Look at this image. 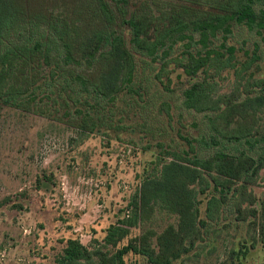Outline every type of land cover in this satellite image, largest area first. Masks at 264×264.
Segmentation results:
<instances>
[{
    "label": "trees",
    "instance_id": "trees-1",
    "mask_svg": "<svg viewBox=\"0 0 264 264\" xmlns=\"http://www.w3.org/2000/svg\"><path fill=\"white\" fill-rule=\"evenodd\" d=\"M238 27L262 42L240 49L243 60L229 44ZM176 52L187 77L182 105L205 114L208 130L201 139L181 136L187 150L160 143L165 156L144 171L124 217L92 248L68 239L56 264H126L129 254L147 264L181 263L205 243L210 223L232 211L238 221H259L264 243V195L250 194L264 179V0H0V104L85 138L125 131L133 118L150 123V85L139 65L159 64L157 78L169 90L161 75ZM232 70L233 93L216 95ZM220 140L233 149L218 148ZM157 214L175 223L158 231ZM133 229L141 234L130 238Z\"/></svg>",
    "mask_w": 264,
    "mask_h": 264
},
{
    "label": "rangeland",
    "instance_id": "rangeland-1",
    "mask_svg": "<svg viewBox=\"0 0 264 264\" xmlns=\"http://www.w3.org/2000/svg\"><path fill=\"white\" fill-rule=\"evenodd\" d=\"M229 44L239 49L243 60L240 49L252 52L262 42L254 32L238 27ZM179 54L169 58L168 70L161 75L169 90L157 78L159 64L146 69L139 65L140 78L146 80V87L150 85L146 109L154 116L145 127L138 125L141 119L133 118L125 131L85 138L61 122L0 104V264H56L68 239H80L91 248L101 243L106 230L124 217L149 164L165 156L159 144L187 150L181 136L201 139L205 135V114L189 112L182 105L187 77L177 68ZM224 76L218 81V96L230 95L235 89L234 71ZM220 141L218 148L233 149L228 141ZM250 194L264 195V179ZM200 199L204 200V217L206 197ZM236 215L232 211L219 222H211L205 243L177 264H264L259 221H238ZM153 223L161 231L175 223V218L157 214ZM139 234L141 229H133L130 238ZM233 250L248 254L233 257ZM126 264L147 263L129 254Z\"/></svg>",
    "mask_w": 264,
    "mask_h": 264
}]
</instances>
